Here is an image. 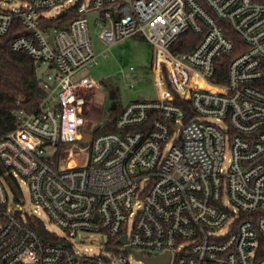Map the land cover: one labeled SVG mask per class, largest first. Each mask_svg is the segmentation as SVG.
I'll return each instance as SVG.
<instances>
[{
	"label": "built area",
	"instance_id": "built-area-1",
	"mask_svg": "<svg viewBox=\"0 0 264 264\" xmlns=\"http://www.w3.org/2000/svg\"><path fill=\"white\" fill-rule=\"evenodd\" d=\"M16 2L0 7V40L35 63L41 92L0 139V264H264V0H0ZM90 17L108 48L151 46L156 88L97 135ZM188 32L200 40L180 51ZM227 32L242 41L233 58ZM19 182L36 209L10 198ZM81 233L105 236L97 254L73 242Z\"/></svg>",
	"mask_w": 264,
	"mask_h": 264
},
{
	"label": "rangeland",
	"instance_id": "rangeland-1",
	"mask_svg": "<svg viewBox=\"0 0 264 264\" xmlns=\"http://www.w3.org/2000/svg\"><path fill=\"white\" fill-rule=\"evenodd\" d=\"M72 3L66 2L53 7L49 11L50 16H59L65 10H67ZM21 5L26 3L16 2L13 5L0 4L2 9H18ZM90 29L94 32L93 18L90 17ZM93 40L96 53L99 55V64L93 69L89 70V73L96 81L99 82L101 89L94 94L93 101L86 107V128H91L99 118V112L103 97L105 98L103 105V122L108 118L109 108L112 103L116 102L119 108L127 106L130 102L135 101L137 97H142L145 100L156 99V88L154 85L153 76L151 73L153 51L149 44L144 41L131 39L120 42L115 46L108 48L104 42L100 41L98 34H93ZM2 40H0L1 42ZM130 68H134L135 72L132 77H137L138 80L128 79L125 77L129 73ZM46 69V67H44ZM40 70L39 75H41ZM102 81L106 82V85L102 84ZM132 87V88H131ZM111 92H114V98H112ZM72 144L66 147H71ZM79 147H83L81 143L74 149L79 150ZM10 198L14 197L20 202L21 205L26 206L27 209H36L30 200L29 188L22 182H19V187L14 186L12 191H9ZM39 218L43 221L45 226L51 232L63 237L64 232L53 222H50L49 217L43 211H40ZM42 237H45L41 232ZM106 238L102 234L97 233H81L73 241L79 246L80 249H92L93 254H97L105 242ZM135 264H145L138 263Z\"/></svg>",
	"mask_w": 264,
	"mask_h": 264
},
{
	"label": "trees",
	"instance_id": "trees-1",
	"mask_svg": "<svg viewBox=\"0 0 264 264\" xmlns=\"http://www.w3.org/2000/svg\"><path fill=\"white\" fill-rule=\"evenodd\" d=\"M75 14V10L65 12L62 17L67 18ZM238 45V50L233 58L241 52L242 41L233 32L226 33ZM188 41L189 45L184 46L180 51H187L194 47L200 37L188 32L182 36V41ZM230 59V58H229ZM229 59L220 64V70L226 73ZM106 85L105 81H102ZM39 78L36 72L35 63L24 53L13 52L10 48V40L5 39L0 42V139L12 132L16 128L15 111L19 108L27 110L36 105L40 95ZM20 103V104H18ZM122 108H109L108 119L98 125L94 130V135L108 132H116V121Z\"/></svg>",
	"mask_w": 264,
	"mask_h": 264
},
{
	"label": "water",
	"instance_id": "water-1",
	"mask_svg": "<svg viewBox=\"0 0 264 264\" xmlns=\"http://www.w3.org/2000/svg\"><path fill=\"white\" fill-rule=\"evenodd\" d=\"M50 42L52 43V38L49 39ZM111 95H112V98H114V92H111ZM142 97H137V100H141ZM116 108V103H112L111 105V109H115ZM84 140H83V144H88L91 140V135L89 133H84ZM137 258H142L141 256L139 255H136ZM146 263L148 264H167L168 260H169V254L167 255H164V256H161V257H158V258H153V259H150V258H144L143 259Z\"/></svg>",
	"mask_w": 264,
	"mask_h": 264
},
{
	"label": "crops",
	"instance_id": "crops-1",
	"mask_svg": "<svg viewBox=\"0 0 264 264\" xmlns=\"http://www.w3.org/2000/svg\"><path fill=\"white\" fill-rule=\"evenodd\" d=\"M96 42L94 41V44H95ZM93 98H94V96H93ZM92 101H93V99H92ZM104 101H105V98L103 97V100H102V103H101V108L99 109L100 110V112H99V118H98V121L100 120V119H103L102 118V114H103V105H104Z\"/></svg>",
	"mask_w": 264,
	"mask_h": 264
}]
</instances>
